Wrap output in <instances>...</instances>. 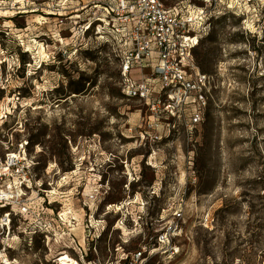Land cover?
<instances>
[{
    "label": "rangeland",
    "instance_id": "obj_1",
    "mask_svg": "<svg viewBox=\"0 0 264 264\" xmlns=\"http://www.w3.org/2000/svg\"><path fill=\"white\" fill-rule=\"evenodd\" d=\"M113 2L0 0V141L27 160L28 198L53 219L31 241L33 226L19 229L10 256L264 264V0H167L207 12L193 56L215 87L192 131L125 97L124 42L97 31Z\"/></svg>",
    "mask_w": 264,
    "mask_h": 264
},
{
    "label": "built area",
    "instance_id": "obj_2",
    "mask_svg": "<svg viewBox=\"0 0 264 264\" xmlns=\"http://www.w3.org/2000/svg\"><path fill=\"white\" fill-rule=\"evenodd\" d=\"M104 10L97 31H108L107 36L111 32L115 39L120 36L125 46L120 59L125 97L143 103L153 121H183L187 129H195L204 119L215 87L214 76L200 72L193 56L206 10L182 4L168 7L167 0H114ZM32 177L27 160L0 141V264H21L10 256L19 229L25 234L33 226L31 241L53 224L52 218L42 220L28 198ZM175 217L182 214L177 212ZM173 229L176 232L178 226ZM159 244H166L172 254L179 251L166 234L159 237ZM142 254L137 252L135 258Z\"/></svg>",
    "mask_w": 264,
    "mask_h": 264
},
{
    "label": "bare ground",
    "instance_id": "obj_3",
    "mask_svg": "<svg viewBox=\"0 0 264 264\" xmlns=\"http://www.w3.org/2000/svg\"><path fill=\"white\" fill-rule=\"evenodd\" d=\"M40 53L42 54L43 53V46L40 45ZM59 264H80L78 261L76 260H72V261H64V260H61L59 262Z\"/></svg>",
    "mask_w": 264,
    "mask_h": 264
}]
</instances>
